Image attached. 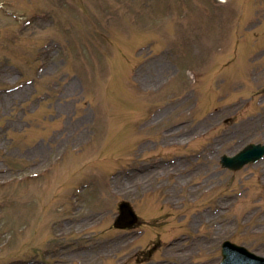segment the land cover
Returning <instances> with one entry per match:
<instances>
[{"label":"rangeland","instance_id":"obj_1","mask_svg":"<svg viewBox=\"0 0 264 264\" xmlns=\"http://www.w3.org/2000/svg\"><path fill=\"white\" fill-rule=\"evenodd\" d=\"M248 142H264V0H0V264H141L157 232L125 244L123 200L162 238L188 233L178 264L205 263L204 232L264 255V213L229 211L235 192L264 207V160L218 161Z\"/></svg>","mask_w":264,"mask_h":264}]
</instances>
